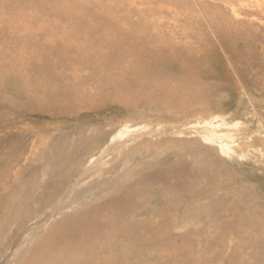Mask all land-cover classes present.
Instances as JSON below:
<instances>
[{"label":"rangeland","instance_id":"374dc122","mask_svg":"<svg viewBox=\"0 0 264 264\" xmlns=\"http://www.w3.org/2000/svg\"><path fill=\"white\" fill-rule=\"evenodd\" d=\"M9 1L3 17L15 15ZM31 1L16 8L20 32L0 19V264H25L80 202L106 206L131 187L138 232L149 246L172 244L165 255L130 251L128 264H264V10L254 0H72L81 8L70 16L71 0ZM102 5L133 48L84 31L61 61L58 42ZM169 163L179 171L169 191L139 186Z\"/></svg>","mask_w":264,"mask_h":264},{"label":"bare ground","instance_id":"6f19581e","mask_svg":"<svg viewBox=\"0 0 264 264\" xmlns=\"http://www.w3.org/2000/svg\"><path fill=\"white\" fill-rule=\"evenodd\" d=\"M3 1V0H2ZM27 1V0H26ZM25 0H15L12 2V0H10L9 2L6 3V6L11 7L14 11V16H10V18H8L7 16L3 17V13L1 11V15H0V19H5L3 20L4 23L6 20H10L13 25H14V29H11L12 32H20L21 30H23V28L25 26H22L21 24L25 23V20L22 18V16L20 17L18 14V12L16 11L20 6H25L26 4L28 5V3ZM11 2V3H10ZM29 2V1H28ZM32 3L35 2V0L31 1ZM31 2L29 4H31ZM37 4H41L42 0H36ZM49 2V1H48ZM65 2V1H64ZM256 7H258V9L260 10H264V0H254ZM10 3V4H9ZM51 3V2H50ZM55 3V2H54ZM9 4V5H8ZM36 4V3H35ZM49 4V3H48ZM26 5V6H27ZM32 5V4H31ZM5 5H2V7H4L5 9L7 8ZM56 6H60V4ZM104 5H102L101 7H99L92 15H91V19L90 17L88 19L86 18H82L80 17V19L77 20V25L74 27V30L66 37H64V39L62 40V42H58V46H59V52L62 53V60H65L67 62H71L70 58H67V51L66 48H68V46L72 43V41H76L77 45H80L79 48L85 44L86 41H84L82 38H80L81 33H83L85 31V36H90L93 33H96V36H98V32L100 33V37L101 36H105L103 42L109 44H113V47L116 48L117 51L119 52H124L127 50H130L133 48V44L130 42V35H128V32L124 31L123 28L119 27V23L116 22L117 20V16L112 15V14H108L105 12L106 8H103ZM17 8V9H16ZM48 8V7H47ZM65 10L71 11L70 16L73 14L76 15V13H78V10L81 8V4H79L78 1H72L69 2L67 1L64 5ZM64 8H59L57 7V9H59V11L61 12V14L64 15L65 18H67L68 16L65 13ZM115 8V7H114ZM31 9V8H30ZM235 8H233L234 10ZM2 10V9H1ZM20 10V9H19ZM88 10V9H87ZM25 11V10H24ZM24 11H22L24 13ZM235 11L237 12V10L235 9ZM28 12V11H27ZM261 12V11H260ZM21 13V12H20ZM39 13V11L37 12ZM5 14V13H4ZM33 14V13H32ZM49 14V13H48ZM80 14V12H79ZM40 15V14H39ZM53 15V14H52ZM58 15V13H57ZM32 16V15H31ZM38 16V15H37ZM67 16V17H66ZM69 16V17H70ZM110 16V17H109ZM131 16L130 13H126V15L124 16V18H129ZM56 17V16H55ZM76 17V16H75ZM40 18V17H38ZM59 18V17H58ZM56 19V18H55ZM71 19V18H70ZM220 19V18H218ZM41 20V19H40ZM57 20V19H56ZM68 20V19H67ZM66 21V20H65ZM64 21V22H65ZM63 22V21H61ZM68 23V22H67ZM6 24H8L6 22ZM27 24V23H26ZM11 25V24H10ZM137 27H141L140 23L136 24ZM29 28V27H28ZM66 29V28H65ZM69 30V29H68ZM2 32V30H0ZM98 31V32H97ZM10 32V30H9ZM45 32V30H44ZM43 32V33H44ZM52 32V31H51ZM56 32V31H55ZM26 33V32H25ZM46 35V37L44 38V41L47 40V36H52L53 34H49L47 31L42 35L44 36ZM56 36V35H55ZM2 37V36H1ZM93 37H95V35H93ZM7 38V37H6ZM17 38V37H16ZM97 38V37H96ZM103 38V37H102ZM10 39V38H9ZM8 39V40H9ZM26 39V37H25ZM30 39V38H29ZM49 39V38H48ZM51 40L53 38H50ZM58 39V38H57ZM88 39V38H87ZM100 39V38H98ZM28 40V38H27ZM88 41V40H87ZM100 41V40H99ZM97 42V45H99V43L101 42ZM8 42V41H7ZM25 42V41H24ZM40 42V41H39ZM47 42V41H46ZM95 42V41H94ZM95 43H93L95 46ZM41 43V42H40ZM49 43V42H47ZM52 42H50L51 44ZM74 43V42H73ZM80 43V44H79ZM39 44V43H38ZM54 44V43H53ZM103 44V43H102ZM100 44V45H102ZM76 45V44H75ZM9 46V45H8ZM85 46V45H84ZM103 46V45H102ZM109 46V45H108ZM57 47V46H56ZM87 47H89L87 45ZM99 47V46H98ZM97 47V48H98ZM110 47V46H109ZM83 48V47H82ZM90 48V47H89ZM71 49V47H70ZM75 49V48H74ZM92 49V48H90ZM104 49V48H103ZM9 50V49H8ZM52 50V49H51ZM62 50V51H61ZM69 50V49H68ZM97 51V50H96ZM59 53V54H60ZM70 53V52H69ZM95 53V52H94ZM98 53V52H97ZM78 54V53H77ZM88 54V53H87ZM10 55V54H9ZM50 55V53H49ZM96 55V54H95ZM39 58H41V55H38ZM58 56V57H61ZM75 56V55H74ZM79 56V54H78ZM102 56V55H101ZM99 56V57H101ZM50 57V56H49ZM55 57V56H54ZM56 57V58H58ZM90 58L89 60H94L95 62H98L97 60H99V57H92L89 56ZM75 58V57H74ZM77 58V57H76ZM81 58V57H80ZM99 58V59H97ZM53 59V58H51ZM78 59V58H77ZM82 60L84 58H81ZM16 60V59H15ZM44 60V59H43ZM57 60V59H56ZM76 60V59H75ZM79 60V59H78ZM107 60V59H106ZM39 62V59L36 60V62ZM49 61V60H48ZM55 61V60H54ZM86 61V60H85ZM57 62V61H56ZM55 62V64H56ZM59 62V61H58ZM57 62V64H58ZM74 62V61H73ZM103 62V61H102ZM16 63V62H15ZM19 63V62H18ZM44 63V62H43ZM100 63V62H98ZM64 64V63H63ZM68 64V63H67ZM88 64H91L88 63ZM101 64V63H100ZM36 65V64H35ZM98 65V64H97ZM3 66V65H2ZM55 66V65H53ZM16 67V66H15ZM100 67V66H99ZM20 72V71H19ZM77 74V73H76ZM248 102V101H247ZM242 104V103H241ZM249 105V104H248ZM246 112L247 109L249 110V108H246ZM244 109V110H245ZM243 110V112H244ZM254 111V110H253ZM255 112V111H254ZM250 113V112H249ZM215 139V138H214ZM216 141V140H215ZM214 141V142H215ZM220 141V140H219ZM218 141V142H219ZM225 144V142H224ZM229 144V143H228ZM231 146V145H230ZM222 149H226V146L221 144ZM229 147V146H228ZM229 149H231L229 147ZM228 151V150H227ZM207 154V153H206ZM206 154H200V160L202 161H206L208 159ZM235 155V154H234ZM206 156V157H204ZM231 156V154H230ZM236 156V155H235ZM237 157V156H236ZM213 159V158H212ZM208 161V160H207ZM213 161V160H212ZM203 163V162H202ZM199 164V163H198ZM196 165V164H195ZM79 167V166H78ZM200 172L201 174L203 173L202 168L200 167ZM207 170V169H206ZM205 171V169H204ZM179 171H177L176 167L174 168V165L169 163L167 164L165 167L159 169L158 171L151 173L150 175H146L145 177H143V180L140 179L139 181V186L144 185L146 182H150L151 183H157V181H161L162 183L165 184L164 187H167L168 191L170 190V182L168 181L169 176H171V174H176L175 176H177V173ZM207 174V173H206ZM209 175V174H208ZM202 176V175H201ZM205 176V175H204ZM142 178V177H141ZM178 178V177H177ZM52 180V179H51ZM117 181V180H116ZM115 182V185H117L118 182ZM56 183V182H55ZM173 184V183H172ZM73 185V184H70ZM146 185V184H145ZM121 186V185H120ZM131 187V186H130ZM143 187V186H142ZM148 188V186H146ZM153 187V186H152ZM150 187V188H152ZM149 188V189H150ZM123 189V188H122ZM166 189V188H165ZM173 189V188H172ZM127 190V189H126ZM144 190V189H143ZM147 190V189H146ZM61 191V190H59ZM122 190H120L121 192ZM136 191L133 187H131V189L127 190V192H121V195L117 196L116 198H114L112 201H110V204L108 205H102L101 204H96V205H92V204H84L83 202H80L82 199V193L79 192V194L76 197V201L80 202L81 205L86 206L87 208H83L81 211L77 212V213H73L70 215H67L65 217H61V220L54 222V224L50 227L48 233L46 234V236H44L39 243L36 245L35 249L32 252L31 257L28 256V259H26L25 264H128L130 261V257L131 256L129 253L130 251L132 252H138V253H143L146 250L151 251L152 253H160V254H164L165 252L168 250V244L171 245L172 241L169 240L168 243V239L164 240L165 237L163 238L162 241H160L159 243L156 241H153L151 246L148 245V242L150 241V235H148L146 233L145 234H141L138 232V226L139 223L136 222V219H133V215H137L136 211H137V207H138V202L136 201V196L135 197H130L131 195H133ZM139 191V190H138ZM167 192V191H166ZM46 192L43 194L45 196ZM48 194V192H47ZM55 194V193H54ZM117 195V194H116ZM46 196H50V193ZM127 196V197H126ZM197 196V195H196ZM135 198V201L133 200ZM42 199L45 198L43 197ZM108 200V199H107ZM64 201V200H63ZM47 203V202H46ZM49 203V202H48ZM63 205V204H62ZM46 206V205H45ZM71 206V205H70ZM60 208V207H59ZM80 208V207H79ZM63 209V208H62ZM62 209H54L51 212V215L57 214V213H61ZM65 209V208H64ZM63 209V210H64ZM81 209V208H80ZM159 211V210H158ZM64 212V211H63ZM163 212V210H162ZM139 213V211H138ZM156 213V212H155ZM154 214V213H153ZM33 215V213H32ZM45 215V213H44ZM49 215V214H48ZM48 215H46V217H48ZM155 215V214H154ZM162 215H164L162 213ZM29 216V215H27ZM152 216V215H151ZM160 216V215H158ZM166 217V216H165ZM51 218V217H49ZM160 218V217H159ZM45 219V218H43ZM48 219V218H47ZM165 219V218H164ZM163 217L161 220H164ZM146 220V219H145ZM245 220V219H244ZM144 221V220H143ZM147 221V220H146ZM150 221V220H149ZM153 222V220H151ZM151 222V223H152ZM165 222V220H164ZM243 222V221H242ZM247 223L246 220L244 221V224ZM148 224V223H147ZM150 224V223H149ZM159 224V223H156ZM250 225V223H248ZM247 224V225H248ZM169 225V224H168ZM248 225V226H249ZM162 226V225H161ZM154 227V226H152ZM160 227V226H159ZM165 227V226H164ZM163 227V228H164ZM161 228V227H160ZM251 228V226L247 227L246 229ZM157 229V228H156ZM229 229V228H228ZM231 229V228H230ZM257 229V228H255ZM262 229V228H261ZM161 230V229H160ZM239 230V229H238ZM237 230V231H238ZM144 231V230H143ZM153 231V230H152ZM164 231V230H163ZM236 231V230H235ZM149 232H151L149 230ZM165 232V231H164ZM233 232V230H232ZM240 232V233H239ZM160 233V232H158ZM163 233V232H161ZM228 233V232H227ZM239 234H237V238H240L242 240H247V236L244 233V230H240L238 231ZM152 235V233H150ZM157 234V233H156ZM158 235V234H157ZM163 235V234H161ZM240 237H239V236ZM164 236V235H163ZM167 236V235H165ZM252 236V235H251ZM170 237V236H169ZM182 239V237H180ZM250 238V237H249ZM156 239V238H155ZM159 239V238H158ZM157 239V240H158ZM251 240V239H250ZM148 241V242H147ZM183 242V240H182ZM182 242H180L182 244ZM168 243V244H167ZM179 243V242H178ZM217 243V242H216ZM253 243V242H252ZM263 243V242H262ZM118 245L119 247H117V251H113L111 249L112 245ZM167 244V245H166ZM180 244V245H181ZM189 244V243H188ZM249 244V243H248ZM264 244V243H263ZM145 245V246H144ZM218 245V244H217ZM250 245V244H249ZM191 246V245H190ZM181 246H179L180 248ZM183 247V245H182ZM224 247V246H222ZM251 248H253V250L248 249L249 252L252 253V251L254 252L255 249H257L255 246H249ZM145 248V249H144ZM178 247L174 246L175 251L177 252L176 249L179 250ZM189 249V247H187ZM186 248V249H187ZM183 249V248H182ZM187 249V250H188ZM228 249V248H226ZM234 249V248H233ZM263 249V248H262ZM261 248L259 249V251L262 250ZM139 250V251H138ZM185 250V249H184ZM193 250V249H190ZM188 250V251H190ZM225 250V249H223ZM242 250V248H241ZM169 251V250H168ZM223 252V251H222ZM264 252V251H263ZM31 253V252H30ZM181 253V251H180ZM221 254V252H218ZM225 253V252H224ZM234 253V252H233ZM247 251L245 250L246 254ZM135 254V253H134ZM132 254V255H134ZM179 254V251H178ZM256 254V253H255ZM138 255V254H137ZM167 255V254H166ZM139 256V255H138ZM225 256V255H224ZM246 255H244L245 257ZM30 257V258H29ZM166 257V256H164ZM171 257V256H170ZM136 258V257H135ZM134 258V259H135ZM169 258V257H168ZM217 258V257H216ZM239 258V257H238ZM183 259V258H182ZM249 259V258H248ZM227 260V259H226ZM236 260V258H235ZM240 260V259H239ZM246 260V258H245ZM129 261V262H127ZM132 261V260H131ZM221 261V260H220ZM223 261V260H222ZM248 261V260H247ZM135 262V261H134ZM133 262V263H134ZM225 262V261H223ZM169 262H163L161 259L156 258L153 260V262L151 264H169ZM183 263V262H182ZM227 263V262H226ZM230 263V262H229ZM241 263V262H240ZM243 263V262H242ZM177 264V263H176Z\"/></svg>","mask_w":264,"mask_h":264}]
</instances>
